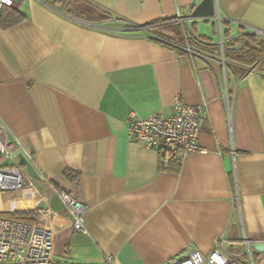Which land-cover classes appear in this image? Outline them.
I'll return each instance as SVG.
<instances>
[{
  "label": "crops",
  "instance_id": "obj_1",
  "mask_svg": "<svg viewBox=\"0 0 264 264\" xmlns=\"http://www.w3.org/2000/svg\"><path fill=\"white\" fill-rule=\"evenodd\" d=\"M199 1L15 0L26 18L0 27V117L39 176L30 174L34 186L0 189V215L31 209L25 219L54 232L55 259L165 264L206 255L221 236L251 259L244 236L264 241L263 59L248 66L226 58L225 75L216 37L220 11L225 39L233 36L225 49L242 44L240 36L264 39V0H216L215 17L197 16L184 28L175 16ZM130 23H156L180 42L187 34L214 58ZM178 96L206 104L198 138L206 151L169 170L164 150L129 138L128 125L132 112L171 113ZM61 189L88 205V232L73 228ZM253 259L264 264V251L253 249Z\"/></svg>",
  "mask_w": 264,
  "mask_h": 264
},
{
  "label": "built area",
  "instance_id": "obj_2",
  "mask_svg": "<svg viewBox=\"0 0 264 264\" xmlns=\"http://www.w3.org/2000/svg\"><path fill=\"white\" fill-rule=\"evenodd\" d=\"M5 6H15V0H0V12ZM195 18L197 15L193 14V6L189 7L186 13H179L175 16V20L186 22L187 24L183 27L188 25L189 29L191 21ZM224 18L219 11L217 20L220 24L221 56L218 59L223 64L226 73L228 67L225 43L233 36L225 39L223 35L221 24ZM155 25L156 23L147 25L130 23V28L144 29L148 36L184 49L191 55L202 56L208 62L214 58L212 53L194 46L187 34L186 41L180 42L161 34L154 29ZM260 65L264 68V61ZM252 70H256V67L254 66ZM223 89L229 101L227 80ZM207 116L208 109L205 103H184L178 96L174 103V110L169 114L153 113L147 117H139L132 112L129 117L128 136L148 147L160 146L164 152L179 154L182 157L192 151L205 152L206 149L199 145L198 138ZM21 152L29 160L32 158L19 138L10 134L7 124L0 117V189H21L34 186L32 176L19 157ZM58 195L65 207L73 214V228L79 232H88L85 220L88 205L66 190H58ZM41 211L47 214L51 212L49 208L44 207ZM54 239L52 228L40 222L11 215H0V264H115L113 256L110 255L103 262L57 260L54 257ZM252 241L261 240H254L247 236L243 238L251 259L247 258L242 251L232 249L230 240L221 236L208 254L203 255L198 251H192L187 255L170 259L165 264H255Z\"/></svg>",
  "mask_w": 264,
  "mask_h": 264
},
{
  "label": "trees",
  "instance_id": "obj_3",
  "mask_svg": "<svg viewBox=\"0 0 264 264\" xmlns=\"http://www.w3.org/2000/svg\"><path fill=\"white\" fill-rule=\"evenodd\" d=\"M103 19H108L110 15L104 9L97 10ZM26 18L24 12L18 9L15 6H5L0 12V27H9L23 19ZM237 40H241L242 44L237 41L232 42L231 46L225 49V56L228 59H231L235 62H240L244 65L255 64L259 57H261L264 53V47L258 44L255 35L243 36V38H236ZM237 45L240 47L236 48ZM259 62V61H258ZM161 165L165 169L169 170H178L182 164V155L176 154L173 155L168 152H162L161 155ZM67 174L70 175L69 171H66ZM12 216L19 218H29L32 215L31 209L13 211Z\"/></svg>",
  "mask_w": 264,
  "mask_h": 264
},
{
  "label": "water",
  "instance_id": "obj_4",
  "mask_svg": "<svg viewBox=\"0 0 264 264\" xmlns=\"http://www.w3.org/2000/svg\"><path fill=\"white\" fill-rule=\"evenodd\" d=\"M216 10V0H201L193 6L194 15L202 16L208 19L215 17ZM238 47H240V45L236 46V48ZM19 157L31 175L39 176V173L33 163L22 152L19 153ZM251 247L255 251H264V241H252Z\"/></svg>",
  "mask_w": 264,
  "mask_h": 264
},
{
  "label": "rangeland",
  "instance_id": "obj_5",
  "mask_svg": "<svg viewBox=\"0 0 264 264\" xmlns=\"http://www.w3.org/2000/svg\"><path fill=\"white\" fill-rule=\"evenodd\" d=\"M69 5H71V9H72V11H78V9H77V7H73L72 6V4H68V6ZM202 23H205L206 24V26H208L209 27V25H211V20L210 21H202ZM224 27V26H223ZM161 33V32H160ZM161 34H163V33H161ZM163 35H165V34H163ZM216 37L218 38V36L220 37V32H219V23H218V28H217V32H216ZM255 42H257L258 44H260L261 46H263L264 47V39H258L257 41H255ZM261 59H263V61H264V54L261 56V58H260V60ZM263 61H261V62H263ZM260 62V63H261ZM230 69H228L227 68V72L225 73V75H227V73H228V71H229ZM234 248H237V247H234Z\"/></svg>",
  "mask_w": 264,
  "mask_h": 264
}]
</instances>
